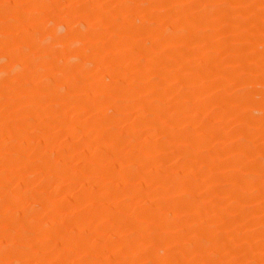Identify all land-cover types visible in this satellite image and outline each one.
<instances>
[{
    "label": "rangeland",
    "instance_id": "374dc122",
    "mask_svg": "<svg viewBox=\"0 0 264 264\" xmlns=\"http://www.w3.org/2000/svg\"><path fill=\"white\" fill-rule=\"evenodd\" d=\"M0 264H264V0H0Z\"/></svg>",
    "mask_w": 264,
    "mask_h": 264
}]
</instances>
